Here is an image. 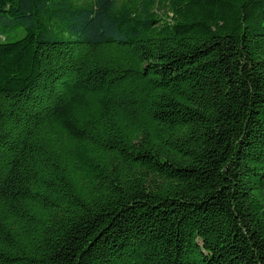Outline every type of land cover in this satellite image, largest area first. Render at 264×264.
<instances>
[{
  "label": "trees",
  "instance_id": "obj_1",
  "mask_svg": "<svg viewBox=\"0 0 264 264\" xmlns=\"http://www.w3.org/2000/svg\"><path fill=\"white\" fill-rule=\"evenodd\" d=\"M0 264H264V0H0Z\"/></svg>",
  "mask_w": 264,
  "mask_h": 264
}]
</instances>
